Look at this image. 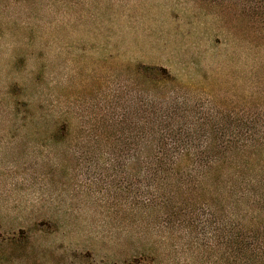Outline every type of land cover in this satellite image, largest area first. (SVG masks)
Segmentation results:
<instances>
[{"label":"rangeland","instance_id":"1","mask_svg":"<svg viewBox=\"0 0 264 264\" xmlns=\"http://www.w3.org/2000/svg\"><path fill=\"white\" fill-rule=\"evenodd\" d=\"M253 4L0 0V264H230L208 211L137 193L113 152L153 109L243 115L264 90Z\"/></svg>","mask_w":264,"mask_h":264},{"label":"trees","instance_id":"2","mask_svg":"<svg viewBox=\"0 0 264 264\" xmlns=\"http://www.w3.org/2000/svg\"><path fill=\"white\" fill-rule=\"evenodd\" d=\"M250 9L264 28V0ZM127 139L116 140L113 155L133 160L135 176L147 183L137 179V193L149 191L164 204L177 195L201 213L196 219L208 211L230 264H264V90L246 101L242 116L216 115L199 127L179 126L153 109L136 119Z\"/></svg>","mask_w":264,"mask_h":264}]
</instances>
